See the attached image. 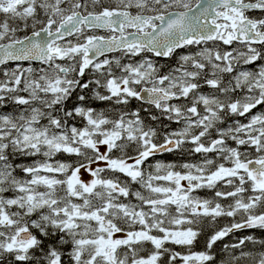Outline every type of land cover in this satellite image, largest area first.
Here are the masks:
<instances>
[{
    "label": "snow or ice",
    "instance_id": "snow-or-ice-1",
    "mask_svg": "<svg viewBox=\"0 0 264 264\" xmlns=\"http://www.w3.org/2000/svg\"><path fill=\"white\" fill-rule=\"evenodd\" d=\"M0 65V264H264V0H0Z\"/></svg>",
    "mask_w": 264,
    "mask_h": 264
},
{
    "label": "trees",
    "instance_id": "trees-1",
    "mask_svg": "<svg viewBox=\"0 0 264 264\" xmlns=\"http://www.w3.org/2000/svg\"><path fill=\"white\" fill-rule=\"evenodd\" d=\"M139 102L137 101H132L131 102V106L133 108H135L137 105H138ZM93 106L94 107H97V109H101V108H104V107H107L106 105H103L101 104L100 102H94L93 103ZM179 158L177 159H181L180 162H184V161H193V162H198L199 160V157L198 156H181L180 153H178ZM176 156V157H177ZM225 221H222V224L224 223ZM237 235L239 236H242V235H254L257 239H264V230H260V229H252V230H246V231H242V232H239ZM231 239H234V238H229V237H226L225 238V242H230ZM195 250H201L199 247H197Z\"/></svg>",
    "mask_w": 264,
    "mask_h": 264
},
{
    "label": "flooded vegetation",
    "instance_id": "flooded-vegetation-1",
    "mask_svg": "<svg viewBox=\"0 0 264 264\" xmlns=\"http://www.w3.org/2000/svg\"><path fill=\"white\" fill-rule=\"evenodd\" d=\"M121 53H118L116 55H120ZM150 55V54H149ZM160 62H165L163 60H161ZM172 127H176V125H172ZM179 152H176V153H164L162 156H160L159 158H156V159H159V160H162L164 162H175L177 164H180V163H183V162H180L181 159H177L179 158L178 155ZM177 156V157H176ZM187 156V155H185ZM195 156V155H194ZM185 162V161H184ZM188 162H193V161H188ZM205 194H208V193H205L203 190L201 191V195H205ZM210 195V194H209Z\"/></svg>",
    "mask_w": 264,
    "mask_h": 264
},
{
    "label": "water",
    "instance_id": "water-1",
    "mask_svg": "<svg viewBox=\"0 0 264 264\" xmlns=\"http://www.w3.org/2000/svg\"><path fill=\"white\" fill-rule=\"evenodd\" d=\"M114 53H118V52H113V53H108L107 55H110V54H114ZM16 62H9V65H15ZM35 64V62H34ZM3 66L0 65V68H2ZM160 155V154H159ZM246 230H252V229H246ZM246 230H243V231H246Z\"/></svg>",
    "mask_w": 264,
    "mask_h": 264
},
{
    "label": "rangeland",
    "instance_id": "rangeland-1",
    "mask_svg": "<svg viewBox=\"0 0 264 264\" xmlns=\"http://www.w3.org/2000/svg\"><path fill=\"white\" fill-rule=\"evenodd\" d=\"M122 54H120V55H114V56H111V57H109V58H112V57H119V56H121ZM161 63H164V62H161ZM11 66H14V65H11ZM230 123V122H229ZM229 143H231V142H229Z\"/></svg>",
    "mask_w": 264,
    "mask_h": 264
},
{
    "label": "bare ground",
    "instance_id": "bare-ground-1",
    "mask_svg": "<svg viewBox=\"0 0 264 264\" xmlns=\"http://www.w3.org/2000/svg\"><path fill=\"white\" fill-rule=\"evenodd\" d=\"M114 55H116L115 53L114 54H110V55H108V57H111V56H114ZM9 66H11V65H9ZM4 67V66H3ZM3 67L2 68H0V69H3Z\"/></svg>",
    "mask_w": 264,
    "mask_h": 264
}]
</instances>
